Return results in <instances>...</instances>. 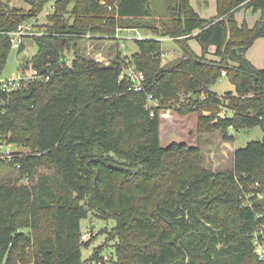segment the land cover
Listing matches in <instances>:
<instances>
[{"label":"trees","instance_id":"1","mask_svg":"<svg viewBox=\"0 0 264 264\" xmlns=\"http://www.w3.org/2000/svg\"><path fill=\"white\" fill-rule=\"evenodd\" d=\"M10 1L0 0L2 32L30 22L49 2L54 9L52 22L34 35L37 52L22 68L49 70L50 79L0 89V141L33 150L0 156V172L12 168L19 181L35 177L34 185L0 179V264H20L28 248L36 264H264L253 243L264 225V137L236 148L226 171L202 169L199 147H164L160 137V109L197 112L200 133L220 131L226 141L242 128L260 125L264 132V67L246 55L264 37V0H216L213 18L202 17L190 0H164L172 23L157 37L136 38L130 59L118 49L109 65L87 57L79 42L114 41L121 27L146 28L149 0H20L29 9ZM242 7L260 11L254 25L236 20ZM164 35L183 46L182 55L165 64ZM191 38L201 54L188 45ZM12 46L0 33V75ZM124 64L145 72L163 104L155 115L146 109V94L120 80ZM222 76L235 87L223 94L226 104L210 89ZM224 104L232 115H218ZM39 167L53 173L34 176ZM90 213L115 220L111 233L103 231L117 240L111 263L103 261L105 244L82 260V245L99 234L81 239V221Z\"/></svg>","mask_w":264,"mask_h":264},{"label":"rangeland","instance_id":"2","mask_svg":"<svg viewBox=\"0 0 264 264\" xmlns=\"http://www.w3.org/2000/svg\"><path fill=\"white\" fill-rule=\"evenodd\" d=\"M164 2V0H149L148 8L151 12L142 19V23L147 26L146 28L121 27L122 29L118 30L117 32L119 39L114 41H90L88 39L82 40L79 42L80 51H83L87 57L93 58L96 61L104 62L105 65H109L112 61H114V56L116 55L118 49L123 56H125L127 59H130L133 56V53L138 50V45L135 40L138 34L137 30L144 37H157V33L164 32V23H172ZM190 2L198 11V13L204 18H213L217 15L216 0H190ZM10 3L23 6L26 9L30 8V6L24 1L11 0ZM53 4V1L47 3L42 12L30 19L38 30L43 31L48 27V24L52 22L49 15L52 12ZM70 7H72V5ZM260 16V11L253 12L251 8L247 7H242L235 12V18L240 24L246 22L249 25H254ZM65 18H68L69 21H72V17L69 12L65 14ZM161 37L163 40V64L168 63L182 55L183 46L180 44V42L175 39H170L172 37L168 35ZM34 38L35 36L26 37L24 39V48L22 50H19V45L12 46V49L8 54L7 62L0 75V79L21 76L23 72L22 68L30 63V59L38 50V44ZM187 43L195 53H202V47L197 38H191L187 41ZM209 51L212 53L214 51V47H209ZM210 55L211 54H209V56ZM246 55L255 63L256 66L260 68L264 67V37L258 38L248 49ZM73 58L74 49L71 47V49L65 52V59L66 61H72ZM32 70L33 67L31 64H29V67H26L25 72L31 73ZM212 88L218 94H224L225 92H235V87L227 76L220 77L218 81L212 85ZM165 112L167 115H162L160 126L162 146L168 147L170 144L176 142L199 147L202 155L201 168L207 169L209 171L231 170L233 168V149L245 147L249 142L253 140H262L264 137L262 127L260 125H256L251 128H242L237 132H234L235 139L232 141H226L220 131H216L212 134H201L198 130L197 112L181 114L175 109H170ZM10 134L11 133L4 134V137H10ZM7 146L19 153L33 151L31 147H24L17 143H11ZM176 155L179 156L178 153H176ZM42 173L52 174L53 170L47 167H39L38 174L34 176ZM0 179L3 183H8L9 181H11V183L17 181L16 183L18 184L23 182L28 183L29 185H34L35 183L33 180L35 177L32 179H25L24 181H19L17 178V173L12 168H3L0 172ZM49 214V210L43 212V221L44 225H46L45 227H47L50 221ZM92 225H94V228L92 229L93 232L99 234L90 241L88 246H85L84 244L82 245V260L90 258L95 248L105 244L102 252L108 256L109 263H111L110 253H114V245L117 240L109 239V234L104 233L103 231L108 229L111 233V229L115 225V220H104L97 217L95 214L90 213L88 217L83 218L81 221V232L86 233L91 231ZM19 263L36 264V260L33 255V248H28L26 250L25 260Z\"/></svg>","mask_w":264,"mask_h":264},{"label":"built area","instance_id":"3","mask_svg":"<svg viewBox=\"0 0 264 264\" xmlns=\"http://www.w3.org/2000/svg\"><path fill=\"white\" fill-rule=\"evenodd\" d=\"M54 9V6H52V10ZM120 30V29H119ZM0 33H6L9 35L10 41L13 45H21L24 42V39L28 36H34L42 34L40 30H38L35 27V24L30 22H24L18 25V27L12 31L8 32H2ZM137 38L142 39L144 36L137 30ZM162 39V38H161ZM164 39V38H163ZM170 39H174L173 37ZM71 60L67 61L68 65H71ZM222 74L225 75V70L222 71ZM41 80V81H47L50 79V71H40L38 68H34L31 73H27L24 71L21 74L20 77L15 78H8V79H0V89L6 90V91H14L17 89H20L21 87L25 86L27 83H29L32 80ZM126 79L130 83V89L134 92H142L146 94L147 102H146V109L150 111L151 115H155L157 109H160L163 104L162 101L159 98H156L149 90L150 84L148 83L147 76L145 72L139 68H137L134 64H124L122 65V70L120 74V80ZM185 92L182 91L179 93V97L182 99ZM216 95H218L221 99H223L224 103H228L227 98L223 96V94H218L216 92ZM205 92L200 94L199 98L204 99L205 98ZM223 105L222 110L219 112V116L224 117L226 115H232L234 113V110H229L227 105ZM170 110V109H169ZM165 111L168 110H161V115H167ZM233 129L231 128L230 132H232ZM13 153V150L10 149L9 146L3 144L0 141V156L10 158ZM258 184V183H257ZM261 196V194H259ZM97 233H92L91 231L83 233L81 236V239L83 241L89 240L92 236L96 235ZM253 243L255 245V251L259 255L260 258L264 259V225L260 226L258 230H256L253 233ZM103 261L107 262L109 261V258L107 255H104ZM89 264H102V260H90Z\"/></svg>","mask_w":264,"mask_h":264},{"label":"crops","instance_id":"4","mask_svg":"<svg viewBox=\"0 0 264 264\" xmlns=\"http://www.w3.org/2000/svg\"><path fill=\"white\" fill-rule=\"evenodd\" d=\"M117 39H119V37H118ZM210 89L213 90V91H215V90L212 88V86H210ZM233 151H235V149H233ZM233 154H234V153H233ZM232 159H233V155H232Z\"/></svg>","mask_w":264,"mask_h":264},{"label":"water","instance_id":"5","mask_svg":"<svg viewBox=\"0 0 264 264\" xmlns=\"http://www.w3.org/2000/svg\"><path fill=\"white\" fill-rule=\"evenodd\" d=\"M7 5H9V4L7 3ZM132 171H136V169H132ZM93 228H94V225L91 226V229H93Z\"/></svg>","mask_w":264,"mask_h":264}]
</instances>
